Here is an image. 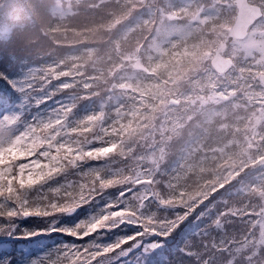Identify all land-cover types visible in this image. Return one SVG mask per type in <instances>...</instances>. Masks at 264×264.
Masks as SVG:
<instances>
[{
	"label": "trees",
	"instance_id": "16d2710c",
	"mask_svg": "<svg viewBox=\"0 0 264 264\" xmlns=\"http://www.w3.org/2000/svg\"><path fill=\"white\" fill-rule=\"evenodd\" d=\"M132 1L74 0V4L70 0H58V3H65V28H56L55 20L45 22V31L51 37L49 45L43 34L35 36L24 30L27 28L30 31L31 25L28 20L26 23L22 21L26 20L22 4H27L30 13L37 14L38 3L32 0H14L4 14L1 15L0 12V22L4 25V30L0 31V44L5 41L3 37H11V52L23 56L25 66L30 69L27 82L23 86L25 91L22 101L27 98L34 101L39 95L54 96L51 105L36 114L38 118L35 123L28 122L24 125L26 129L32 132L45 122L64 116L65 109L74 106L65 115L66 120L62 126L37 137L38 143L45 142L38 150V155L33 158L30 153L0 165V217L11 220L9 213H14L17 217H22L16 223L32 229H44L54 218H64L59 225L56 223L59 233L49 238L53 242L50 247L56 246L54 250L68 247L65 250L68 259L64 264H92L98 255L103 254L102 249L110 234H116L112 237L113 243L118 236H123L130 228L135 227L141 229L140 235L145 240L153 234L166 237L175 226L191 218V208H195L197 204L191 205L190 199L207 200L211 192L219 191L220 194L213 200V204H224L223 201L232 196L230 191L233 188L226 189L225 186L232 184L234 179L236 181V177L243 174L240 172L243 168L247 176L233 186L234 190L237 189L235 195L242 196L240 203H236L237 206L243 208V212H248L244 216V219L250 218L247 226H243L241 217H227L236 224H226L223 228H226L225 232L213 231L205 237L204 242L197 237L188 243L191 235H183L171 257H165L167 264H203L204 260L207 264H221L225 259L220 261L218 258L223 257L227 251H222L226 232L233 234L238 231L236 237L243 240L242 244L248 246L252 243L250 239L254 235L249 232L248 224L262 220L264 208L257 205L264 196V189L261 192L257 189L264 181V169L248 167L249 162L241 163V156L232 151L220 155L222 152L214 149V153L195 155L198 150L209 148L205 139L210 134L207 126H198L190 132L184 129L187 135L181 139L175 137L172 145L166 144L162 147V159L157 172L149 176L152 179L149 186H146L153 190L154 196L140 210L135 209L139 226H135L124 216L132 209L129 201L136 203L142 196V191H147L143 185L135 186L134 195L131 190L121 196L119 206L111 209L123 220L120 228L114 232L110 230L106 235H103V230L90 228L93 219L101 213L102 205L107 201H114L117 192L132 186L130 180L121 184L117 177L126 175L139 163L144 164L150 141L157 138L160 127L172 123L168 117L162 119L157 111L161 105L158 100L161 99L155 93H160L163 88L160 87V80L152 82L147 75L138 72L140 77L131 79L127 85L136 87L139 92H146L145 87H150L153 91L149 89V95L153 96L147 100H135L127 96L118 85L111 87L113 81L102 75L101 68L107 59L114 56L113 52L121 53L134 47L142 40V31L151 30L149 22L152 21L153 7L141 10L142 5L137 8ZM145 3L147 6L157 4L153 0H146ZM190 4L191 0H173L169 9L182 11L183 14ZM178 40L173 38L162 47L161 53L152 52L144 57V64L148 61L147 68L161 73L160 78L172 76L175 65L182 67L191 64L186 63V60L192 53L189 45L194 42L179 44L181 40ZM4 49L9 52L7 47L4 46ZM93 62L94 65L91 66ZM241 69L243 71L245 65H241ZM212 74L209 70L199 74L198 78L203 84H207V78L212 82ZM229 76L230 74L225 79L221 78L223 81L220 80V89L225 91L224 84L231 88L234 77ZM170 79L167 86L175 89L176 93L177 89L184 90L181 92L183 98L194 93L196 83L189 89L184 80L178 84L177 77ZM120 81L127 79L122 77ZM185 118L183 113L174 121L184 122ZM108 144H113L114 147L106 155L100 154L99 148ZM220 145L221 143L214 145V148L221 147ZM257 145L261 152L255 154L250 151L248 155L252 159L264 152V138ZM85 160L87 163L83 165ZM221 160H226L228 165L217 172L215 167ZM41 172L44 174L43 178ZM95 174L98 178H94ZM189 177L194 184L199 185L198 191L191 198L182 187ZM93 179L97 182L96 185L94 182L90 183ZM110 180L114 182L110 183ZM205 181L208 183L202 188ZM89 186L102 190L101 197L82 208L83 199H80L90 193ZM251 189L254 195L250 198ZM163 202L170 203L163 208L160 207ZM75 205H80L81 208L73 216L67 217L64 215L65 210H58L61 206L68 209ZM26 212L29 213L28 217L23 216ZM213 214H209V219ZM142 218L153 223L147 222L150 224L143 226ZM43 222L44 225L41 226ZM159 223H163V227ZM168 227H173V230L168 232ZM239 227L244 230L240 231ZM258 229L252 228V231L258 234L255 239L262 243L264 228ZM67 232H70L69 236L66 235ZM212 242L214 243L211 246ZM253 254L256 256L254 264H264L263 247L259 248L256 255Z\"/></svg>",
	"mask_w": 264,
	"mask_h": 264
},
{
	"label": "snow or ice",
	"instance_id": "6c2138e0",
	"mask_svg": "<svg viewBox=\"0 0 264 264\" xmlns=\"http://www.w3.org/2000/svg\"><path fill=\"white\" fill-rule=\"evenodd\" d=\"M24 60L15 52H6L0 44V116L14 109L23 98V86L30 71ZM9 216L11 220L0 217V264H64L68 259L59 248L48 247L44 238L49 234L47 229L22 227L16 223L22 217L14 213ZM190 223L191 218L185 219L166 237L153 234L147 240L140 235L139 227L130 228L123 236H118L115 243L112 237L116 234H110L103 254L92 264H167L165 257H171Z\"/></svg>",
	"mask_w": 264,
	"mask_h": 264
},
{
	"label": "rangeland",
	"instance_id": "374dc122",
	"mask_svg": "<svg viewBox=\"0 0 264 264\" xmlns=\"http://www.w3.org/2000/svg\"><path fill=\"white\" fill-rule=\"evenodd\" d=\"M262 23H264V20L262 21ZM186 27H189V25L188 26H183L182 28L185 30ZM179 31H180V29L179 30L178 29H164V28H159L158 27L156 29V32H155V35H154V40H152V44H151L152 47H158L159 46V42L164 41L165 39H167L168 38L167 36H169V34L173 35L172 33L179 32ZM226 34H227V31H226ZM233 45L237 49V51H239L238 53H242L244 57L254 58V60L252 61V65L263 68V65H264V27H260V26L255 25L251 29V31L249 32V34L246 37V39H244L242 41H238V42H233ZM218 51H220V50H218ZM234 52L237 53L236 51H234ZM215 54H217V52H215L214 55ZM211 58H212V55H211ZM136 66L139 67L140 65L137 64ZM207 94L208 95H206V96L208 98H210L209 101L205 102V103H202L200 106L203 107V108H199L198 111H195V113H192L190 115V118H193V119L197 120V118L199 116L200 117L199 121L206 120V119L210 118V115H212V114L209 113V112H206L209 109V104L208 103L212 99L213 100L216 99L217 96L211 95L210 91ZM215 102H217V101H215ZM211 107H210V110H211ZM229 108H230V110L227 113H231V114H227V113H223L222 114V113H220V115H221L220 123L221 124H217V125H220V126H216L215 131H218L221 128H224V126H225V121H222V117H223L222 115L227 114V116H237L238 111L232 106H229ZM182 110L185 111L186 108H183ZM163 113L164 112H162V114ZM166 113L167 114H172L173 111L172 110H166ZM260 114L261 115L259 116V118L257 117V114L254 116V118H255L257 123L250 124L251 126H253V129H251V132L254 131L255 128H257V127H259V128L263 127L264 128V113H263V111ZM209 121H212V120L209 119ZM177 133L178 132H175L173 129H171V131L169 133L168 132L165 133L163 131V128H161L159 130L157 138L156 139L153 138L154 144L152 145V147L151 148H146V149L149 150V152L147 153V155L149 156V159H148L147 162L149 164L157 163L158 160L160 159L159 156L161 155V149H156L159 146V144L163 145V143L164 144L165 143H167V144L169 143L170 145H172L173 144V140H174V138H175ZM0 135L2 136L1 133H0ZM159 140H160V142H158ZM246 159H248L251 163L254 162V160H252L251 158H246ZM138 205H139V203H138ZM263 228H264V216H263ZM236 262H238V261L236 260ZM226 264H235V262L229 261ZM238 264H243V263H238Z\"/></svg>",
	"mask_w": 264,
	"mask_h": 264
},
{
	"label": "clouds",
	"instance_id": "9594fccd",
	"mask_svg": "<svg viewBox=\"0 0 264 264\" xmlns=\"http://www.w3.org/2000/svg\"><path fill=\"white\" fill-rule=\"evenodd\" d=\"M132 156H135V153H132ZM240 172L243 173V174H242V175H238V176L236 177V181H233L232 184H227V185L225 186L226 189H227V188H231V187H233V185H234L236 182L243 180V179L245 178V176H247V173L244 172L243 168L240 169ZM43 176H44V174H43V172H41V177L43 178ZM125 179H127V177H125ZM120 183L123 184L124 181H120ZM182 187H184L185 191L187 192V194H188V196H189L190 198H191L192 195H193L195 192H197L198 189H199V185H198V184H194V183L192 182V178H191V177H189L188 180L185 181V183H184V185H183ZM218 193L220 194L219 191H216V192L212 193V194L209 196V203H210L211 201H213V200L216 199V197L218 196ZM134 194H135V189L133 190L132 195H134ZM252 195H254V193H249V197H250V198H251ZM190 202H191L193 205H195V204L198 203V201H197L196 199H190ZM129 203L131 204L133 211H132V213H131L130 215H128V216L126 217V219H127L129 222H134V221L136 220V218H137V217H136V213H135V202L130 200ZM260 207L264 208V196L261 197ZM58 210L63 211V210H66V209L63 208V206H61V208L58 209ZM118 222H119V219H118V218H114V219L111 220V223H114V224H115V223H118Z\"/></svg>",
	"mask_w": 264,
	"mask_h": 264
},
{
	"label": "water",
	"instance_id": "95a60500",
	"mask_svg": "<svg viewBox=\"0 0 264 264\" xmlns=\"http://www.w3.org/2000/svg\"><path fill=\"white\" fill-rule=\"evenodd\" d=\"M223 67H224V65H222L220 68H217V69L221 71L223 69Z\"/></svg>",
	"mask_w": 264,
	"mask_h": 264
}]
</instances>
